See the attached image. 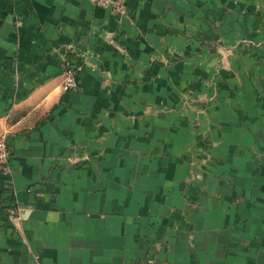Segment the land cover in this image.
Returning <instances> with one entry per match:
<instances>
[{
	"label": "crops",
	"instance_id": "crops-1",
	"mask_svg": "<svg viewBox=\"0 0 264 264\" xmlns=\"http://www.w3.org/2000/svg\"><path fill=\"white\" fill-rule=\"evenodd\" d=\"M6 126L0 264H264V0H0Z\"/></svg>",
	"mask_w": 264,
	"mask_h": 264
},
{
	"label": "built area",
	"instance_id": "built-area-1",
	"mask_svg": "<svg viewBox=\"0 0 264 264\" xmlns=\"http://www.w3.org/2000/svg\"><path fill=\"white\" fill-rule=\"evenodd\" d=\"M94 4L110 8L114 14L121 18L127 13V0H91ZM81 62L75 58H66L64 69L63 89L64 91L76 90L80 87L78 73ZM12 129L6 126L0 133V174L11 173V160L13 149L11 144Z\"/></svg>",
	"mask_w": 264,
	"mask_h": 264
}]
</instances>
